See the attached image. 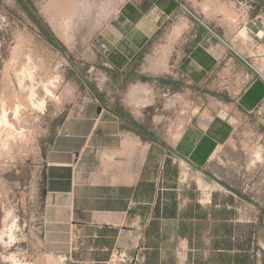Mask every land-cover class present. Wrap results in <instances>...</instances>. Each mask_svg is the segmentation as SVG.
<instances>
[{"label": "crops", "instance_id": "obj_1", "mask_svg": "<svg viewBox=\"0 0 264 264\" xmlns=\"http://www.w3.org/2000/svg\"><path fill=\"white\" fill-rule=\"evenodd\" d=\"M169 26L174 46L155 69L169 72L175 47L173 72L186 81L160 86L222 106L205 124L182 111L155 131L127 94ZM100 43L101 70L82 76L85 96L44 151L40 264H108L117 250L124 264H254L256 225L205 171L231 138V119L264 101V0H124ZM127 132L139 145H123Z\"/></svg>", "mask_w": 264, "mask_h": 264}, {"label": "rangeland", "instance_id": "obj_2", "mask_svg": "<svg viewBox=\"0 0 264 264\" xmlns=\"http://www.w3.org/2000/svg\"><path fill=\"white\" fill-rule=\"evenodd\" d=\"M69 1L0 0V117L3 110L8 116L0 121V264H40L37 236L44 151L85 96L87 70L103 66L100 33L124 2L90 0L92 8L72 24L69 41L61 26L73 12ZM171 34L172 26L158 33L127 94L128 108L145 128L155 131L179 112H187L194 122L210 119L222 106L196 98L194 91L183 95L182 89L160 86L164 81L177 82L175 47L174 56L169 55V72L155 69L154 58L164 46H174ZM256 67L264 78V59ZM96 72L94 78H100ZM231 121L232 136L215 153L205 174L226 183L237 195L240 220L256 225L254 264H264V101L251 114Z\"/></svg>", "mask_w": 264, "mask_h": 264}, {"label": "bare ground", "instance_id": "obj_3", "mask_svg": "<svg viewBox=\"0 0 264 264\" xmlns=\"http://www.w3.org/2000/svg\"><path fill=\"white\" fill-rule=\"evenodd\" d=\"M69 2H70V5L72 6V9L71 10L73 12H72V15H70L69 20L66 19L67 20L66 24L61 25V26L64 29L62 34L64 35V37H65L66 40H69L70 41L72 39V35L70 34V29L73 27L72 24L75 22V20H78V18H79L80 15L87 13V10L88 9L90 11V9L92 8L93 5H92V3H91L90 0H71ZM6 116H7L6 115V111L3 110L2 111V116L0 117V121H6L7 120V117H8V116L7 117Z\"/></svg>", "mask_w": 264, "mask_h": 264}, {"label": "built area", "instance_id": "obj_4", "mask_svg": "<svg viewBox=\"0 0 264 264\" xmlns=\"http://www.w3.org/2000/svg\"><path fill=\"white\" fill-rule=\"evenodd\" d=\"M173 76H175L176 79L182 80L183 82L186 81L185 77L182 74L179 73H173ZM90 99L89 97L86 98V100ZM203 124L207 123V118L203 119ZM122 143L124 146H137L139 145V142L135 140V138L130 135L128 132L125 133L122 137ZM130 260L128 254L125 251L117 250L115 251L109 261L108 264H124L126 261Z\"/></svg>", "mask_w": 264, "mask_h": 264}]
</instances>
